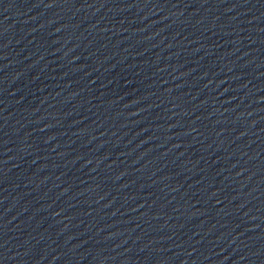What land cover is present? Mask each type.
I'll return each instance as SVG.
<instances>
[{
  "label": "water",
  "instance_id": "95a60500",
  "mask_svg": "<svg viewBox=\"0 0 264 264\" xmlns=\"http://www.w3.org/2000/svg\"><path fill=\"white\" fill-rule=\"evenodd\" d=\"M0 264H264V0H0Z\"/></svg>",
  "mask_w": 264,
  "mask_h": 264
}]
</instances>
